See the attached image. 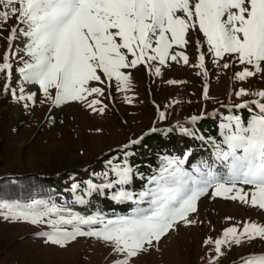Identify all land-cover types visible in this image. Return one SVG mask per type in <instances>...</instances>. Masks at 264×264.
<instances>
[{
	"label": "snow or ice",
	"instance_id": "obj_1",
	"mask_svg": "<svg viewBox=\"0 0 264 264\" xmlns=\"http://www.w3.org/2000/svg\"><path fill=\"white\" fill-rule=\"evenodd\" d=\"M12 19L16 24L7 28ZM5 30L9 31L8 48L0 63V74L6 78L4 90L17 103L24 102L25 109L35 105L37 96L26 92L25 86L36 85L55 108L80 103L93 114L104 115L108 108L103 103L105 90L115 82L118 91H130L131 70L143 65L161 76V67L169 66V61L188 65V55L175 49L187 48L189 33L197 31L218 67L245 66L234 79L264 77V0H0V34ZM21 37L24 47L14 50V42ZM196 43L200 53L194 66L207 78L204 45ZM16 56L22 64L18 90L12 86ZM225 57L233 59L225 61ZM203 94L209 98L207 85ZM235 94L256 97L235 107L251 111V104L258 112L247 121L227 117L221 125L222 140L213 141L211 163L202 161L188 170L187 157L166 158L159 173L150 178V186L138 194L125 189L133 179L127 163L112 169L114 181L105 174L104 184L87 183L88 194L119 185L112 199L136 204L130 215L86 217L34 200L29 204L0 201V216L45 225L49 231L40 237L49 245L65 249L79 237L93 238L110 249L111 264H135L153 249L159 250L162 239L181 225L194 226L197 221L192 217L205 197L264 212V90L249 92L241 87ZM124 99L131 103L133 97L125 95ZM159 118L165 119V112L160 111ZM197 119L192 117L193 122ZM183 131L192 135L188 129ZM140 142L133 139L124 147ZM78 189L74 184L73 192ZM77 199L84 202L81 196ZM257 240L264 242V223L242 219L219 238L205 240L215 252L209 264H217L233 246ZM241 264H264V253L241 257Z\"/></svg>",
	"mask_w": 264,
	"mask_h": 264
},
{
	"label": "rangeland",
	"instance_id": "obj_2",
	"mask_svg": "<svg viewBox=\"0 0 264 264\" xmlns=\"http://www.w3.org/2000/svg\"><path fill=\"white\" fill-rule=\"evenodd\" d=\"M15 24V19H12L6 27ZM8 35L7 30L0 34V63L8 48ZM188 39L187 48L175 49L188 55V65L182 61H169V66L161 67V76L150 73L143 65L131 70L133 87L130 91H118L115 82L111 89L105 90L103 103L108 108L104 115L93 114L80 103L55 108L45 100L36 85L25 86L26 92L37 94L35 105L25 109L24 102L17 103L10 93L5 92L6 78L0 74V183H4L3 190L7 192L10 188L11 177L33 181L31 186L26 185L28 191H33L34 188H44L43 184H46L41 181L40 175L54 176L55 183H59L61 190L69 195L71 202L67 209L73 214L87 217L102 213L114 218L130 215L137 205L131 201L120 202L121 207H128V212L122 210L112 214L108 211L111 209L106 207L104 195L106 192L113 195L114 189L88 194L87 183L91 181L102 185L106 182L105 174L112 180L113 173L105 171L104 164L110 157L125 152L128 148L124 146L131 140L140 139L137 145L143 151H147L151 143L159 149L156 153L164 155L170 154L163 143L178 146L176 151L180 158L187 157L185 168L188 170L202 161L211 163L214 159L213 140H222L215 132L218 117L236 116L237 110L256 114L258 109L254 105L250 104L249 107L254 109L251 111L235 107L256 97H237L235 93L241 87L249 92L264 90V77L236 80L235 73L243 71L244 65L233 63L228 69L218 67L212 62L213 56L208 53L201 33L190 32ZM198 40L204 45L207 78L203 70L194 66L200 53ZM24 43L23 37L17 39L13 49H22ZM20 55L23 56V53ZM232 59L225 57V61ZM20 66V57L16 56L13 59L12 86L17 90L21 84ZM170 80L184 83L169 84ZM205 85L208 86V99L203 94ZM125 95L133 97L131 103L125 101ZM28 103L31 105V102ZM160 111L165 112V119L159 118ZM192 117L198 119L193 122ZM247 117L245 121L251 116ZM200 121L213 126L208 129L211 140L200 138L197 128ZM153 128L157 131L152 132ZM183 129H188L192 135L185 134ZM166 133L167 137L163 139ZM187 148L191 150L185 154ZM149 168H145L148 174L144 176L133 171L128 191L138 194L148 188L143 181H149L159 173L157 168ZM74 184L79 185L75 193L72 190ZM78 196L83 197V203L78 201ZM109 199L113 200L112 197ZM229 216L234 219L227 220ZM192 218L197 221L194 226L181 225L162 239L159 250L153 249L135 264H209L215 252L213 245H205L206 239L219 238L226 228L242 219L264 223V212L222 198L205 197L200 201L198 213ZM45 231L49 229L43 224L14 222L0 216V264H111L110 249L95 239L79 237L67 248L61 249L47 244L40 237ZM253 253H264V242L257 240L250 245L233 246L218 259L217 264H241V257Z\"/></svg>",
	"mask_w": 264,
	"mask_h": 264
},
{
	"label": "trees",
	"instance_id": "obj_3",
	"mask_svg": "<svg viewBox=\"0 0 264 264\" xmlns=\"http://www.w3.org/2000/svg\"><path fill=\"white\" fill-rule=\"evenodd\" d=\"M253 108H251L252 110ZM254 110V109H253ZM254 114V113H253ZM252 114L249 111H242L237 110L236 116L241 117L242 119H247V116H251ZM233 116V115H224L218 117V129H215L216 136H221V125L226 122L227 117ZM197 128L199 129V135L201 139L208 138L211 140V137L209 136L208 129L213 128L211 123H202L201 121L197 124ZM161 135V134H160ZM167 133L163 135V139H166ZM196 139H198L195 136ZM214 141V140H213ZM147 146V145H146ZM164 148H167L170 155H164L160 153H156L159 149L155 148L154 145L151 143L147 147V151H143L140 147V145H134L128 148L125 152H120L112 157H110L104 164L105 171L112 172L113 168L120 167L127 163L130 165L135 173H140L141 176H144V174H148L147 170L145 168H149L150 166H153L152 170H161L163 167V164L166 160V158H180L178 152L176 151L177 147L176 145L171 146L163 143ZM190 148L186 149L185 154L189 153ZM173 153V155H171ZM154 154V155H152ZM182 159V158H180ZM153 162L155 165H153ZM147 163V164H146ZM149 163V164H148ZM144 165V166H141ZM148 165V166H147ZM159 167V168H158ZM113 173V172H112ZM41 181L46 183L43 184L44 188L38 189L34 188L33 191H28L27 186H31V183L33 181H20L16 177H11L10 188H8L7 192L3 190L4 183H0V201H20L21 203L29 204L34 200H44L47 201L49 204H55L59 207H65L68 208L71 201H69V195H67V191L61 190L62 186L59 185V183H55L56 177L54 176H47V175H40ZM115 179L114 173L112 175V180ZM145 182V186L149 187V181H143ZM27 185V186H26ZM114 189V192L119 189V185H117ZM126 190H129V184L125 186ZM61 190V191H60ZM113 192V193H114ZM112 197V194L109 192H106L104 195V200L106 203V207L108 211H111L112 214L122 212V210H129L128 207H121V203L117 202L116 200H110L109 198ZM105 206V204H104ZM121 208V209H119ZM128 212V211H127Z\"/></svg>",
	"mask_w": 264,
	"mask_h": 264
}]
</instances>
